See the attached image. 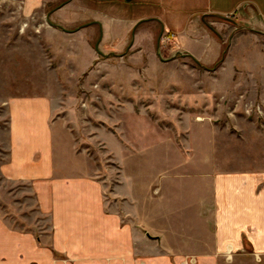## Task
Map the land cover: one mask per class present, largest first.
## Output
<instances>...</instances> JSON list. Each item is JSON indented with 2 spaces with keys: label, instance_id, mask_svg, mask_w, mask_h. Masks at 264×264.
<instances>
[{
  "label": "rangeland",
  "instance_id": "374dc122",
  "mask_svg": "<svg viewBox=\"0 0 264 264\" xmlns=\"http://www.w3.org/2000/svg\"><path fill=\"white\" fill-rule=\"evenodd\" d=\"M81 1L82 13L52 21L24 14L22 0H0V165L8 100L43 93L54 100L64 156L107 195L123 178L163 200L185 194L187 178L264 173V0H134L118 9ZM87 9L126 23L103 16L102 26ZM134 19L148 20L127 24ZM0 215L16 230L51 232L31 185L1 175ZM240 254L243 264H264L250 247ZM223 260L238 264L235 254Z\"/></svg>",
  "mask_w": 264,
  "mask_h": 264
},
{
  "label": "crops",
  "instance_id": "0c3cea01",
  "mask_svg": "<svg viewBox=\"0 0 264 264\" xmlns=\"http://www.w3.org/2000/svg\"><path fill=\"white\" fill-rule=\"evenodd\" d=\"M22 1L24 14L43 13L52 21L80 14L76 9L86 4ZM107 1L118 9L121 2L134 0ZM91 10L86 14L102 26L103 16L108 23L125 22L114 14L96 9L91 14ZM183 46L201 59L185 40ZM53 106L51 96L43 93L14 96L7 102L8 151L0 175L31 185L40 213L51 217V232L38 236L35 231H19L0 215V264H224L228 254H235V263L243 264L238 253L246 247L264 262V173L187 178L185 194L173 193L163 200L150 193L142 196L123 178L122 188L107 195L102 180L90 176L59 148Z\"/></svg>",
  "mask_w": 264,
  "mask_h": 264
},
{
  "label": "trees",
  "instance_id": "16d2710c",
  "mask_svg": "<svg viewBox=\"0 0 264 264\" xmlns=\"http://www.w3.org/2000/svg\"><path fill=\"white\" fill-rule=\"evenodd\" d=\"M225 56H226V51L224 50L223 53L221 54V58L219 59L217 65L214 66V68H216L217 66H219L222 63V61H224Z\"/></svg>",
  "mask_w": 264,
  "mask_h": 264
},
{
  "label": "water",
  "instance_id": "95a60500",
  "mask_svg": "<svg viewBox=\"0 0 264 264\" xmlns=\"http://www.w3.org/2000/svg\"><path fill=\"white\" fill-rule=\"evenodd\" d=\"M128 2L131 1V0H127Z\"/></svg>",
  "mask_w": 264,
  "mask_h": 264
}]
</instances>
